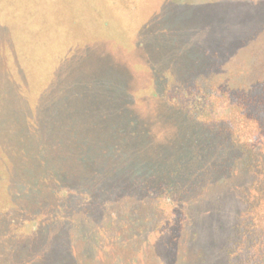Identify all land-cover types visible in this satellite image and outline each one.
Masks as SVG:
<instances>
[{
  "label": "trees",
  "instance_id": "1",
  "mask_svg": "<svg viewBox=\"0 0 264 264\" xmlns=\"http://www.w3.org/2000/svg\"><path fill=\"white\" fill-rule=\"evenodd\" d=\"M168 1L188 9L192 6L187 5L195 4L189 0ZM27 2L0 0V153L17 157V168L28 164L25 173H19L17 182L12 177L7 182L0 178L3 187L0 203H12L11 207L0 208L2 237L22 227L17 221H25V217L31 220L36 212L45 216L48 223L63 219L66 198L77 196L84 207L92 194L109 196L104 205L109 217L111 205L123 206L140 198L144 201L147 195L144 222L149 223V214L153 215L160 205L166 222L171 213L185 212L183 198L191 195V191L194 195L199 194L196 190L204 193L208 185L227 183L238 172L249 175L251 181L245 188L243 209L238 216L236 249L244 251L246 258L255 257L258 264H264V24H258L262 19L258 13L246 31L239 30L228 42L226 36L209 42L210 47L219 45L212 56L217 62L216 57H227L225 50L232 49L237 42L252 40L238 51L246 44H257L250 49L244 65L238 64L227 71L224 81L222 73L205 76L212 59L208 61L193 52L194 67L189 71H178L172 64L159 68L151 63L148 71H139L141 74L123 87L112 82L111 69L98 68V57L90 45L80 43L90 39L85 33L87 29L101 32L112 43L120 44L125 52H128L126 43L116 39L118 32L121 38L122 34L131 36L135 47L141 46L142 42L135 39V27L138 17L144 14V1L73 0L82 19L79 30L83 29L85 37H77L80 43L76 44L65 29L62 49H59L60 32L52 29L48 32L37 28L30 33L29 43L23 36L24 42L18 43L12 31L13 19L39 21L42 11L37 10L43 6L45 21H52L60 0H36L35 5ZM251 4L254 6L256 2ZM84 23L86 28H82ZM127 27L129 33L124 32ZM172 47L180 49L176 43ZM30 52L62 68L46 73L42 82L43 71L32 69L34 63L28 70L11 66L13 58L22 61L24 54ZM77 65L81 67L76 68ZM133 72L137 73V68ZM12 84L24 94L18 105L23 104L31 111L22 107L16 112V103L8 90ZM35 85L39 89L33 92L30 88ZM113 87L119 88L116 93L101 94ZM255 87L259 92L254 93ZM180 118L187 121L183 129L189 130L180 142L189 152L188 163L169 164L168 153L163 159L165 164H160L137 153L143 147L140 135L151 133L155 122L160 127L168 125L170 132H167L171 135L178 128ZM210 173L214 179L209 178ZM43 195H46L44 199ZM31 196L33 199L29 201ZM33 200H40L39 205L29 210L26 203ZM45 205L47 209L42 214ZM142 211L130 209L129 216L135 219ZM128 222H120L119 228L127 229ZM144 222H132L127 232L143 235ZM75 227L79 229L78 222ZM91 232L94 231L79 236L96 250L97 243L93 236L89 237ZM77 234L71 231L69 240L75 241ZM117 236L114 242L122 239L127 245V236L125 239L120 233ZM76 256L79 259L81 254Z\"/></svg>",
  "mask_w": 264,
  "mask_h": 264
},
{
  "label": "rangeland",
  "instance_id": "2",
  "mask_svg": "<svg viewBox=\"0 0 264 264\" xmlns=\"http://www.w3.org/2000/svg\"><path fill=\"white\" fill-rule=\"evenodd\" d=\"M35 1L28 0L27 5L31 3L35 5ZM142 1H144V14L138 17V26L135 27V39L142 42L141 46L135 47L131 36L125 37L122 34L121 38L118 32L116 39L120 38V43H126L128 52H125L120 48V44L112 43L101 32L87 29L85 33L90 39L83 43L79 42L90 45L89 48L98 57V62H96L98 68L103 71L111 69L112 82L123 85V87L141 74L139 71H148L151 63H156L159 68L172 64V67L178 71H189L194 67L193 52L194 54L200 53L204 59L211 61L214 51L219 50V45L210 47L209 42L213 38H224L225 36L228 42V39L236 36L239 30L246 31L250 21L254 22L256 13L262 18L258 24H264V0H189L195 3L187 5L192 6L191 9L184 7L185 5H179L180 3L172 5L168 0ZM251 2H256V4L252 6ZM76 6L73 0H60L56 6L58 13L52 21H45L43 6L37 10V12L42 11L39 21L13 19L12 31L18 43L24 42L21 36L29 43L30 33L37 28H42L45 31L52 29L60 32L59 49L64 48L62 43L66 40L65 29L73 37L75 43L79 44L77 37L84 38L85 34L83 29L79 30L82 19L75 9ZM82 28H86V24ZM211 29H213L212 33ZM124 32L129 33V28L127 27ZM249 41L252 40L244 41L243 44L237 42L232 49L225 50L227 57H216L218 62L213 58L210 63L212 66L208 67L207 72L204 71L205 76L222 73L223 79L233 66L244 65L249 57L250 49L256 48L257 44L252 42L239 51L238 49ZM173 43H176L180 49L172 47ZM234 53L238 55V58H235L236 55L232 57ZM18 56L20 57V54ZM230 56L232 58L228 60ZM24 57L22 61L13 58V62H10L11 66H15L17 70H28L34 63L32 69L43 71L42 82H44L46 73L62 68V65L49 63L44 57L39 58L31 52L24 54ZM197 59H199L198 56ZM75 67L80 68L81 66ZM136 68L139 73L133 72ZM41 81L39 84L42 83ZM194 81L189 82L187 87L191 86ZM255 88L254 93L259 92L258 87ZM30 89L35 92L39 87L35 85ZM116 89L119 88L113 87L101 94L110 95L116 93ZM8 90L16 103L14 108L16 112L22 107L31 111L23 104L18 105L22 102L24 94L20 92L16 84L9 86ZM31 91L27 90L29 96H31ZM186 123L185 119L180 118L178 128L170 135L167 132L169 131L168 125L160 127L159 122H155L150 130L151 133L140 135L143 147L137 153L160 164H165L166 161L163 159L168 153L169 164L188 163L189 152H186L185 146L180 143L189 134V130L183 129ZM135 155L137 156L136 153ZM129 157L136 160L133 156ZM16 159L17 157L10 153L4 155L0 153V178L5 182L10 180V177L16 181L19 173H25L28 167V164H23L22 168H17ZM214 177V174L210 173L209 178L214 179ZM229 179L227 183L214 186L208 183V188L205 187L204 193L196 190L199 194L194 195L191 191V195L183 198L185 199L183 203L186 206L185 212L171 213L170 220L166 222L163 218L165 213L161 210L162 205L154 211L153 215L149 214V223L144 222L146 217L144 208L148 205L146 204L147 195L144 201L143 198L138 199L140 196L137 195V204L136 201H128V204L123 206L111 205L112 215L110 214L109 217V212L104 207L109 196L96 194H92V199L84 206L86 209L80 201H77V196L66 198L63 205L66 207L65 217L53 220L51 223H48L47 218L38 212H36L37 218L34 215L31 220H29L31 217H25V221L16 219L17 224L22 227L14 228V232L8 233L6 238L2 237L3 223L0 222V264H258L255 257L246 258L245 252L237 250L235 245L238 216L243 209V194L251 177L237 172ZM9 182L14 184L13 180ZM2 188L0 183V194H2ZM44 197L46 195L42 198ZM32 199L31 196L29 201ZM38 202L33 200L29 204L26 203L29 205L26 208L34 210L39 205ZM7 205L6 202L0 203V208ZM11 206L12 203L8 205V207ZM137 208L138 211L143 209L141 216L131 218L130 209L136 210ZM43 209L42 214L45 213L47 206H43ZM124 221H129V227L132 222L143 221L145 223V231L141 233L143 235L139 233L130 235L127 232L129 227L119 228L120 222ZM77 222L79 229L75 227ZM92 230L94 232L89 233V237L93 236L94 243H97L96 250L91 249L86 240H82L83 236L82 238L79 236ZM71 231L78 233L74 236L75 241L69 240ZM115 231L117 232L114 235ZM117 233H120L124 239L127 236L125 239L127 245L122 243V239L114 242V239L118 238ZM109 239H112V242L109 243ZM130 241L133 243L130 244ZM77 253L81 254L79 259H77Z\"/></svg>",
  "mask_w": 264,
  "mask_h": 264
}]
</instances>
